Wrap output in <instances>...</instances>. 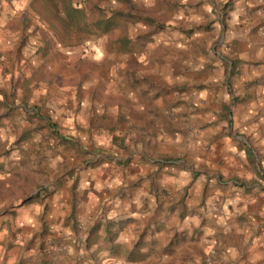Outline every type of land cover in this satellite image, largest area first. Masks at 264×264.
I'll return each instance as SVG.
<instances>
[{"label": "rangeland", "instance_id": "374dc122", "mask_svg": "<svg viewBox=\"0 0 264 264\" xmlns=\"http://www.w3.org/2000/svg\"><path fill=\"white\" fill-rule=\"evenodd\" d=\"M242 1L0 0V264H232L184 220L216 169L264 194V0ZM159 145L183 189L133 181Z\"/></svg>", "mask_w": 264, "mask_h": 264}, {"label": "crops", "instance_id": "0c3cea01", "mask_svg": "<svg viewBox=\"0 0 264 264\" xmlns=\"http://www.w3.org/2000/svg\"><path fill=\"white\" fill-rule=\"evenodd\" d=\"M248 1L250 0H243L242 4L249 6L251 2ZM245 9V11H247L248 7ZM170 140L172 139L170 138ZM165 143L169 144L170 142L168 143L165 141ZM232 145L234 144L230 141H220V144L215 150L216 154L227 153L229 155ZM159 147L160 150H156V153L160 152V154H164V156H159L157 153V156L151 160L153 163L157 161V163H155L156 165L148 167L142 165V167L128 168L133 170V181L139 180L142 176L147 175L149 171L153 172L161 168V171L156 173L154 179L158 182V187L160 189L162 185L165 184L167 179H169V181H167L168 183L177 184L180 190L183 189L191 182V180H193L192 172L178 167L170 169V160L167 159L165 154L168 153L172 147L162 148L161 145H159ZM202 157L205 160L204 162L209 165L208 167L213 165L215 166V161L218 159V155L214 159H210L208 157L206 158L205 155H202ZM197 164L199 166V163ZM212 168L215 170V167ZM96 173L97 171L94 172V174ZM229 173L230 170L228 169H216L218 180H214L212 183L207 185H204L202 181H198V183L194 184V188H192V195H190L192 196V199L188 200L189 203L194 205L198 204L200 198L207 199L210 197L212 199L206 202L205 209L202 210L203 216L195 215L193 217H188L186 218L187 220H184L185 223H183L186 225V229L190 230L191 227L200 222V218H205L206 223L204 229L207 231L205 248L207 247V249H204V251L208 255L212 245L216 244L217 241H219V243L223 242L225 252H223L224 255L221 256L222 259H218L219 263L227 262L240 264L241 261L237 262V260H240L242 257L240 255V246L238 245L240 237L245 238L244 246L252 243L250 247V254L253 262L258 264L264 263V194L255 193L253 195L244 196V190L237 187V182L233 180L231 183L219 181V179L225 180L224 177H226ZM100 174L102 176H97L96 180L93 182L96 184L98 191L106 189L109 190V185L122 183L125 179L124 176L120 175L118 180H114L118 176L111 171L109 165L103 167L102 169L100 168L99 175ZM209 174L212 175L213 173ZM217 181H219V184H217ZM218 199H220L219 203ZM26 220H29V217H26ZM244 252L245 251L243 250V254ZM245 263L246 262H242V264Z\"/></svg>", "mask_w": 264, "mask_h": 264}, {"label": "built area", "instance_id": "2783aa9c", "mask_svg": "<svg viewBox=\"0 0 264 264\" xmlns=\"http://www.w3.org/2000/svg\"><path fill=\"white\" fill-rule=\"evenodd\" d=\"M212 255L216 254V250H211Z\"/></svg>", "mask_w": 264, "mask_h": 264}]
</instances>
